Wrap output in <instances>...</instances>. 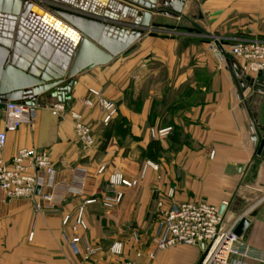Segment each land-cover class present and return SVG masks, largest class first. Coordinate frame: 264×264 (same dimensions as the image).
Returning <instances> with one entry per match:
<instances>
[{"label": "crops", "instance_id": "obj_1", "mask_svg": "<svg viewBox=\"0 0 264 264\" xmlns=\"http://www.w3.org/2000/svg\"><path fill=\"white\" fill-rule=\"evenodd\" d=\"M186 10L191 11L196 31L177 29L180 16L152 13L148 28L130 48L73 76L76 83L67 105L92 126L95 145L83 148L78 143L68 113L51 114L49 106L56 100L50 96L38 98L31 120L8 132L0 156L8 160L24 146L45 149L54 163L56 184L41 189L54 195L52 206L41 200L43 213L34 209L37 199L7 198L0 189V264H123L129 260L197 264L201 248L196 245H177L154 257L148 255L155 237L146 235V227L155 214L158 219L157 203L169 187L174 188L176 202L206 200L219 209L223 205L224 227L248 211L244 217L250 221L249 228L241 239L253 254L264 257V145L257 155L251 139L253 134L256 142L264 138V92L253 86L257 74L245 72L238 78L243 83L240 97L218 53H228L238 39L264 40V0H202L199 4L188 0ZM129 20L127 16L125 21ZM0 21L1 35L5 23ZM96 94L118 107L110 125L101 123L98 106L82 103ZM117 117L125 119L126 134L115 132ZM164 128L176 131L172 137L176 147L169 151V137H160L161 151L153 156L147 149L153 140L150 130ZM146 160L156 162L158 169L147 167L141 174ZM100 165L106 166L103 173L97 172ZM114 170L134 185L120 187L123 198L111 209L98 201L87 205L89 227L81 241H63L62 211H75L91 195L101 199L103 185ZM82 181L83 193L78 194ZM135 232L138 242L132 239ZM114 241L123 243L119 255L109 251ZM86 247L98 251L86 257ZM245 262L259 264L251 258Z\"/></svg>", "mask_w": 264, "mask_h": 264}, {"label": "water", "instance_id": "obj_2", "mask_svg": "<svg viewBox=\"0 0 264 264\" xmlns=\"http://www.w3.org/2000/svg\"><path fill=\"white\" fill-rule=\"evenodd\" d=\"M187 1L39 0L36 4L34 0H0V20L5 23L0 35V109L7 101L35 105L38 98L49 96L67 103L76 83L74 75L130 48L148 28L152 13L177 18ZM219 53L242 97L243 83L238 78L245 75L244 70L229 53ZM253 82L255 89L264 92V72L257 73ZM251 139L258 155L264 138L256 142L253 134ZM219 211L223 212V205ZM249 223L247 217H240L233 232L245 238Z\"/></svg>", "mask_w": 264, "mask_h": 264}, {"label": "built area", "instance_id": "obj_3", "mask_svg": "<svg viewBox=\"0 0 264 264\" xmlns=\"http://www.w3.org/2000/svg\"><path fill=\"white\" fill-rule=\"evenodd\" d=\"M200 3L202 0H193ZM219 53V52H218ZM228 53L241 65L244 72H264V40L238 39L229 46ZM219 56L222 58L221 54ZM86 107L97 106L102 114L101 122L107 125L116 115L115 103L100 94L94 97L84 98L82 101ZM36 109L35 105H26L19 102L7 101L3 109V127L0 128V150L6 145L8 132L17 130L22 124L28 123ZM54 116L68 113L72 120V130L75 139L83 148H90L95 144V137L91 125L84 119L83 114L73 108H69L65 102H54L49 106ZM166 128L160 132H165ZM213 156V152L210 153ZM147 167L158 169V164L146 160L141 174ZM105 165H100L98 173L105 171ZM55 168L50 153L45 149L35 147H19L6 160L0 156V189L7 198H31L37 199L34 203L36 212L43 213L41 200L52 206L54 195L52 192H42V188H53ZM134 182L125 177L119 171H112L103 190L101 198L105 208L111 209L119 204L123 198L120 187H131ZM39 188V190H37ZM84 189L83 181L80 184L78 194ZM174 188L169 187L164 198L170 199L167 204L164 198L159 199V216L154 226L155 245L148 253L154 257L157 252L177 245L200 246L201 254L197 264H249L245 259L251 258L259 264H264V257L252 253L244 244L240 236L233 229L237 223L224 227L223 215L219 207L206 200H188L176 202L173 199ZM264 200V196H263ZM97 198L91 195L77 205L75 211H62L61 238L65 242L77 243L82 239V234L88 229V221L85 216L86 206L95 203ZM248 213L246 211L242 216ZM241 216V217H242ZM33 235L29 233V238ZM134 242L139 241V235L132 233ZM98 248L86 247V257L92 256ZM112 254L119 255L123 251V243L114 241L109 246ZM137 256L140 254L137 252ZM123 264H134L129 260Z\"/></svg>", "mask_w": 264, "mask_h": 264}, {"label": "rangeland", "instance_id": "obj_4", "mask_svg": "<svg viewBox=\"0 0 264 264\" xmlns=\"http://www.w3.org/2000/svg\"><path fill=\"white\" fill-rule=\"evenodd\" d=\"M193 4H194V1H193ZM192 9V8H191ZM188 10H186V12H183V14L182 15H180V17H182L181 18V20L179 21V24H177L176 25V27H177V29H184V30H187V29H189L190 31H196V27L194 26V24H193V22H191V17H190V13H191V11L189 10V12H187ZM196 22V21H195ZM197 23V22H196ZM213 39H215V42H218L219 41V39L218 38H213ZM212 39V40H213ZM229 51V50H228ZM100 95H102L103 97H105L103 94H100ZM95 96V95H94ZM93 96V97H94ZM105 98H107V97H105ZM107 99H109V98H107ZM109 100H111V99H109ZM111 101H113V100H111ZM114 102V101H113ZM115 103V102H114ZM98 106V105H97ZM115 106H116V108H117V112H116V115L114 116V117H116L117 116V113H118V107H117V105H116V103H115ZM84 107H86L85 105H84ZM99 108V107H98ZM102 123V122H101ZM110 123V122H109ZM108 123V124H109ZM103 124V123H102ZM107 124V125H108ZM104 125V124H103ZM91 128H92V126H91ZM160 130L161 129H151L150 130V134H151V136H152V145H153V147H152V154H153V156L154 155H159V153H160V151H161V148H160V146H158V138H162V137H166L167 136V138L169 137V141H168V150L170 151V150H172V149H174L175 147H176V145L174 144L175 143V141L173 140V138L172 137H174L175 136V133H176V131L174 130V129H170L169 131H167V128H166V131L165 132H160ZM92 133L94 134V131H93V129H92ZM169 135H171V136H169ZM95 137V136H94ZM95 145V144H94ZM162 151H163V149H162ZM156 163V162H155ZM157 164V163H156ZM106 167V166H105ZM117 171V170H116ZM120 172V171H119ZM121 173V172H120ZM123 174V173H122ZM105 185H106V183L103 185V189L101 190V191H103L104 189H105ZM100 204H101V206L102 207H104L103 206V204H102V200L101 199H99V200H97ZM96 201V202H97ZM105 208V207H104ZM157 218V216H156V214H155V220L154 221H152L151 222V224L150 225H148L147 227H146V231H147V233H146V235L148 236V237H150V239L152 238H154V224L156 223V219ZM89 227V226H88ZM61 232V231H60Z\"/></svg>", "mask_w": 264, "mask_h": 264}, {"label": "trees", "instance_id": "obj_5", "mask_svg": "<svg viewBox=\"0 0 264 264\" xmlns=\"http://www.w3.org/2000/svg\"><path fill=\"white\" fill-rule=\"evenodd\" d=\"M109 125H110V123H109ZM127 131H128V128H127V126H126L125 119L122 118V117H119V118L117 117V118H115V132H117L118 134H126ZM152 147H153V145L150 144V145L147 147V149H148L149 151H152Z\"/></svg>", "mask_w": 264, "mask_h": 264}, {"label": "bare ground", "instance_id": "obj_6", "mask_svg": "<svg viewBox=\"0 0 264 264\" xmlns=\"http://www.w3.org/2000/svg\"><path fill=\"white\" fill-rule=\"evenodd\" d=\"M34 1H36L35 3L37 4L39 0H34ZM43 2H45V1H43Z\"/></svg>", "mask_w": 264, "mask_h": 264}]
</instances>
